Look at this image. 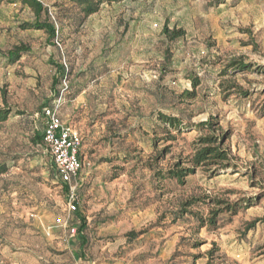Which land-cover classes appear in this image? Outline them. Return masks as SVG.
<instances>
[{"label":"rangeland","instance_id":"rangeland-1","mask_svg":"<svg viewBox=\"0 0 264 264\" xmlns=\"http://www.w3.org/2000/svg\"><path fill=\"white\" fill-rule=\"evenodd\" d=\"M40 1L54 39L23 28L36 15L21 0H0V107L12 110L0 125V264H264V0H104L89 16ZM166 24L186 35L170 41ZM21 44L31 51L10 64L2 52ZM60 98L83 138L75 213L41 146L42 109ZM211 118L233 166L157 180L191 165L209 133L196 125ZM81 219L85 244L71 235Z\"/></svg>","mask_w":264,"mask_h":264},{"label":"trees","instance_id":"trees-1","mask_svg":"<svg viewBox=\"0 0 264 264\" xmlns=\"http://www.w3.org/2000/svg\"><path fill=\"white\" fill-rule=\"evenodd\" d=\"M25 5L30 7L36 15V21L26 22L23 24L24 29H37V30H45L49 37L54 39L57 34V29L54 23L50 21H41L40 17L44 13L47 15V18H50L48 15V9L44 6V4L40 0H21ZM76 3L85 14V16H89L98 11L100 5L104 2V0H71ZM110 2L120 1V0H108ZM224 0H220L222 3ZM163 34L167 36L170 41H176L186 35V32L183 29L173 28L169 29L166 24L163 29ZM31 51L30 47L27 45L21 44L13 47L8 50L6 53H3L8 62L10 64L16 63L20 60L24 55L28 54ZM237 67L239 71L247 70L250 65H246L241 61H234L228 67ZM59 74L62 78H64L67 74L66 68L61 65L58 67ZM60 82L59 77H55L53 80V88H56L58 83ZM200 83V79L194 78L192 84L194 87L198 86ZM188 98H193L195 96V92L187 93L185 95ZM5 99V93H4ZM12 110L8 107H0V125L5 122ZM160 120L163 124L167 125L174 131L182 133V122L177 117L167 116L164 114L159 115ZM214 118H211L207 121H202L196 125V127L201 132H209L206 135L199 137L197 141V149L192 158L188 161L190 166H185V161L176 162L173 166H171L166 171L157 170L155 171V177L157 180H166V179H174L181 185L185 184L186 179L194 175L196 173L197 168L203 167L204 170L211 171L213 176H217L220 171L227 170L231 168L233 165L231 163L232 157L227 149L223 147L225 138L219 135L214 134L216 132V126L218 123L213 121ZM43 138V134H42ZM228 138V137H227ZM42 146V143H41ZM6 169H0V174H3ZM56 171V170H55ZM193 203L189 202L188 206H191ZM211 223H215V219H210ZM81 225L78 227V236L81 239L82 244H85L86 237L84 235V231L86 229L85 221L81 219ZM249 230L252 227H248Z\"/></svg>","mask_w":264,"mask_h":264},{"label":"built area","instance_id":"built-area-1","mask_svg":"<svg viewBox=\"0 0 264 264\" xmlns=\"http://www.w3.org/2000/svg\"><path fill=\"white\" fill-rule=\"evenodd\" d=\"M61 107L60 98L42 109L45 119L42 147L51 156L60 181L68 187L67 207L69 212L75 213L78 209L77 182L84 168L81 159L83 138L72 124L63 120ZM76 233L77 229H72L71 235Z\"/></svg>","mask_w":264,"mask_h":264},{"label":"crops","instance_id":"crops-1","mask_svg":"<svg viewBox=\"0 0 264 264\" xmlns=\"http://www.w3.org/2000/svg\"><path fill=\"white\" fill-rule=\"evenodd\" d=\"M64 120V119H63ZM65 121V120H64ZM66 122V121H65ZM68 123V122H67Z\"/></svg>","mask_w":264,"mask_h":264}]
</instances>
